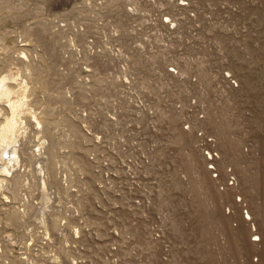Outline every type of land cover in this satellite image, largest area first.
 I'll list each match as a JSON object with an SVG mask.
<instances>
[{"label":"rangeland","instance_id":"374dc122","mask_svg":"<svg viewBox=\"0 0 264 264\" xmlns=\"http://www.w3.org/2000/svg\"><path fill=\"white\" fill-rule=\"evenodd\" d=\"M8 74L0 264H264V0H0Z\"/></svg>","mask_w":264,"mask_h":264},{"label":"bare ground","instance_id":"6f19581e","mask_svg":"<svg viewBox=\"0 0 264 264\" xmlns=\"http://www.w3.org/2000/svg\"><path fill=\"white\" fill-rule=\"evenodd\" d=\"M11 77V74L10 76L8 74L7 76H3L0 79V100L8 102L9 110V113L6 115V117L0 122V186H3L7 181L11 179V176H9V174L13 170L16 171L17 166H19V163H21V150L19 148V145L17 144H19V142L27 134V126L25 125V121L23 120L22 116L23 112H25L26 110H30L28 108L26 85L21 84L22 87L19 90L17 89V91L14 85H11L8 81H6L7 78ZM12 93H16V96L11 97ZM1 111L2 107L0 106V113ZM42 148L43 145L31 150V152L28 154L31 157L41 155ZM200 155L204 163H206L207 158H213V155L210 152H206L203 154L201 153ZM46 166L47 164H44L41 167L42 171H44V168H46ZM39 178L41 180L43 190L42 194L44 196V206L42 207V210L44 211L48 207L47 203L50 197L45 187V176L39 175ZM40 218L43 222H45V217L43 215Z\"/></svg>","mask_w":264,"mask_h":264}]
</instances>
